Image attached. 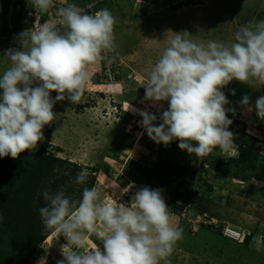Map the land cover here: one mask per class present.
<instances>
[{"label":"rangeland","instance_id":"rangeland-1","mask_svg":"<svg viewBox=\"0 0 264 264\" xmlns=\"http://www.w3.org/2000/svg\"><path fill=\"white\" fill-rule=\"evenodd\" d=\"M88 1L91 0H53L47 13L56 15L59 7L71 3L86 9L93 4ZM102 8L111 11L116 19V52L109 53L115 59L89 67L90 80L80 103L71 104L65 99L54 105L53 112L58 117L44 127L45 140L38 142L35 151L26 150L16 159L0 158V188L7 179L6 173L15 169L14 162L27 163L28 152H43L91 171L94 187L108 203L114 199L127 205L137 188L149 186L164 189L165 202L172 210L176 187L163 182L172 175L161 176L162 182L153 178L150 174L154 162L197 165L202 179L190 181L189 189L201 195L199 203L207 207L203 222L209 225H203L201 214L193 209L198 204L196 196L185 207L184 216L182 210H172L171 222L182 227L184 233L168 257L171 264H264V144H259L264 128L259 129L262 123H258L254 107L256 99L264 96V85L249 86L233 80L222 89L230 102L225 107L235 110L234 114L227 113L233 121L229 130L237 139L235 154L216 149L198 159L181 150L178 140L168 147L156 144L138 124L141 117L135 111L147 109L156 113V108L143 100V84L174 33L187 30L196 42L211 40L230 45L241 26L253 18L264 20V0H117L91 9L94 12ZM30 9L33 7L29 0H0V75L10 66L5 50L20 47L14 36L16 24L20 23V28L24 23L30 25L29 14L38 11ZM47 13L39 12L40 16ZM50 95L55 97L57 93ZM245 95L250 105L240 103ZM162 103L167 108V102ZM237 157L236 166L221 161ZM132 159L138 161V167L129 165ZM144 159L148 160L146 169L141 164ZM226 225L236 230L240 239L225 237L221 231ZM101 229L97 223V231L87 235L85 243L89 249L95 245L102 249ZM58 235L53 231L39 245L41 253L32 256L28 264H57L63 259L60 246L66 240ZM7 242L6 236L0 242V252H9L4 249Z\"/></svg>","mask_w":264,"mask_h":264},{"label":"clouds","instance_id":"clouds-1","mask_svg":"<svg viewBox=\"0 0 264 264\" xmlns=\"http://www.w3.org/2000/svg\"><path fill=\"white\" fill-rule=\"evenodd\" d=\"M29 2L40 13L53 7V0ZM56 15V21L20 32V47L4 52L10 66L0 75V158L35 151L45 140L44 127L58 117L54 105L65 99L80 103L89 67L115 59L109 53L116 52V19L107 8L89 13L71 3L59 7ZM191 36L187 30L174 33L151 67L143 100L156 113L135 110L141 117L138 124L156 144L168 147L178 140L181 150L198 159L216 149L235 154V136L229 130L233 121L227 115L235 110L225 107L230 102L222 89L233 80L264 85V20L253 18L241 26L230 45L196 42ZM240 103L250 105L249 97ZM254 107L264 117V96ZM89 175L83 169L74 182L84 185ZM163 193L140 186L125 205L106 202L95 187H84L79 199L66 195L63 186L44 190L45 205L39 208L43 231H55L66 240L57 264H171L168 257L184 230L171 222L173 213ZM97 223L102 225V249H89L86 237L97 231Z\"/></svg>","mask_w":264,"mask_h":264},{"label":"trees","instance_id":"trees-1","mask_svg":"<svg viewBox=\"0 0 264 264\" xmlns=\"http://www.w3.org/2000/svg\"><path fill=\"white\" fill-rule=\"evenodd\" d=\"M158 3L157 1V5H159ZM16 11H18L17 7ZM20 27V23L16 24L15 31L20 32L22 29ZM256 119L258 123H262L259 129H263L264 120L258 116ZM235 142H237L236 138ZM259 144H264V136ZM27 156L29 157L27 163L14 162L15 169L12 172L9 171L10 173L4 172L7 179L3 187L0 188V242L7 236L8 242L4 249H8L9 252L4 250L0 252V264H28L32 256L35 257L41 253L39 245L53 233V231H43L39 215V208L45 205L42 196L44 190L49 188L56 190L63 186L66 195L73 199H79L84 187L92 188L95 185V178L91 171L86 184L79 185L74 182L77 173L82 170L77 164L43 152H28ZM129 161V165L138 167V161L133 159ZM221 161L235 164V166L239 165V157ZM141 164L145 169L148 168V160L144 159V163ZM174 164L173 161L168 164L165 161H156L150 175L153 178L158 177L160 182L164 180L161 176L172 175L163 182L172 183L176 187L172 205V210L176 211L175 213H179L187 205H191L192 197L196 196L198 204L193 209L195 208L194 210L198 214L206 215L207 207L199 203L201 195L199 192L189 189L190 181L200 182L202 179L198 173V166H175Z\"/></svg>","mask_w":264,"mask_h":264},{"label":"built area","instance_id":"built-area-1","mask_svg":"<svg viewBox=\"0 0 264 264\" xmlns=\"http://www.w3.org/2000/svg\"><path fill=\"white\" fill-rule=\"evenodd\" d=\"M111 1H117V0H91V1H88V2H93V4H90L89 7H87L85 10L86 11L89 10L88 11L89 13H94L95 11L93 12L92 9H91L92 6L100 7L101 5H103V4L107 3V2H111ZM33 9H30V10H33ZM42 17H44V18L42 19ZM57 19H58V17L56 15H54V14L52 15V13H50V14L47 13L44 16L42 14V16H40L39 11H35L34 10L31 14H29L28 21H29L30 25L27 24V23H24L23 26H22V31L25 30V29H30L32 27L33 28L38 27L39 25H41V24H43L45 22L56 21ZM22 31H20V32H22ZM20 32H16V34H14V36L15 35L17 36ZM183 211H186V209L184 208L182 210L181 216H184V215H182ZM204 217H206V215L205 214H201L200 215V221H201V223L206 224L205 222H203L204 221ZM211 221H213V220H211ZM209 223H211V222H209ZM206 225H209V224H206ZM221 233H223V235L225 237H229V238L237 239V238L241 237V235L236 230H234L233 228H231L228 225L222 227Z\"/></svg>","mask_w":264,"mask_h":264},{"label":"bare ground","instance_id":"bare-ground-1","mask_svg":"<svg viewBox=\"0 0 264 264\" xmlns=\"http://www.w3.org/2000/svg\"><path fill=\"white\" fill-rule=\"evenodd\" d=\"M98 157V156H97ZM99 158H100V155H99ZM99 161V160H98ZM100 179V178H99ZM48 239V238H47Z\"/></svg>","mask_w":264,"mask_h":264},{"label":"crops","instance_id":"crops-1","mask_svg":"<svg viewBox=\"0 0 264 264\" xmlns=\"http://www.w3.org/2000/svg\"><path fill=\"white\" fill-rule=\"evenodd\" d=\"M126 105H128V104H126ZM125 107H127V106H125ZM127 109H129V108L127 107Z\"/></svg>","mask_w":264,"mask_h":264}]
</instances>
